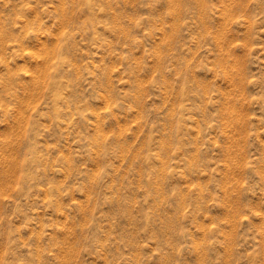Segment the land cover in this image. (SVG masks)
<instances>
[{
	"label": "rangeland",
	"instance_id": "rangeland-1",
	"mask_svg": "<svg viewBox=\"0 0 264 264\" xmlns=\"http://www.w3.org/2000/svg\"><path fill=\"white\" fill-rule=\"evenodd\" d=\"M0 264H264V0H0Z\"/></svg>",
	"mask_w": 264,
	"mask_h": 264
}]
</instances>
